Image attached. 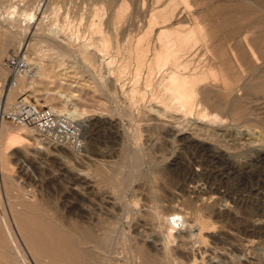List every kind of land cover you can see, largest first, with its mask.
<instances>
[{"label":"rangeland","instance_id":"obj_1","mask_svg":"<svg viewBox=\"0 0 264 264\" xmlns=\"http://www.w3.org/2000/svg\"><path fill=\"white\" fill-rule=\"evenodd\" d=\"M94 1L96 7L105 9L101 17H105L104 24L117 10L126 6L121 26L118 24L115 30H110L104 25L106 34L103 35L108 36L109 33L114 47L122 44L125 48L142 36L151 51L153 43H156L154 38L163 28L181 27L184 30L198 27L200 22L210 18L217 20L219 26L224 20L228 21L217 34L219 43L226 40L230 45L238 46L250 42L253 50L258 55L260 53L258 46L264 37V0H0V46L3 51L0 62L2 60L5 64L13 49H23L21 52L26 59L39 67L40 77L35 83L20 80L19 89H24L23 92L32 100L43 106L56 107L62 113L77 108L79 120L67 116L77 123L81 132L82 125H85L84 145L79 152H73L46 146L28 129L0 120V221L2 218L6 220L2 233L6 235L8 228L13 234L12 240L0 237V245H5L8 250L17 246L23 254L19 263L22 260L23 264H38L29 246L33 232L31 222L33 218H44L50 226L49 232L57 229L62 234L72 231L76 241L72 252L77 253L82 262L84 257L81 258V254L87 249L81 244L82 234L92 238V247H95V243L103 241L101 235L112 229L119 230L110 236L118 244L120 242L121 247L117 250H111L113 246L106 248L112 260L105 259L100 264H131L130 256L126 258L128 251L122 249L123 237H134L135 233L145 234V241L149 244L160 239L157 243H162L158 247L160 252L165 246L182 252L186 244L192 259L178 253L180 260L175 264H264V228L252 227L253 220L264 221V91L246 94L244 101L247 100V104L242 106L243 110H250L249 117L244 120L246 123L227 118L224 124L200 123L193 117L183 120L181 116L172 117L175 120L171 116L167 121L157 120L151 111L157 106L138 98L136 102L128 94L132 89L136 65L131 67V74L129 71L124 83L116 84L117 74L112 75L100 65L101 57L96 69L82 60L79 52L83 44L99 38L91 23L95 20L98 25L101 19L97 21L92 13ZM13 6L18 7L20 15L22 12L24 15L10 16ZM172 11L174 17L167 22L169 25L165 23L164 26L161 17ZM32 12L34 19L29 17ZM152 18L159 19L161 24L154 23L156 20ZM120 58L114 65L116 69L122 64L123 59ZM257 64L259 75H264V61L259 60ZM6 70V77L0 80V109L10 75L8 68ZM108 77L114 80L115 85L105 92L101 84L98 85V80L103 82ZM147 77L146 70H143L138 82L141 87ZM226 87L241 96L245 93L244 90L237 91L235 84H226ZM127 96L131 97L128 99ZM2 126L5 128L3 139ZM167 126L171 127L170 130ZM176 127L179 132L175 131ZM166 131L170 132V137ZM35 138L38 146L34 144ZM184 140L186 144L182 142ZM48 147L52 152L43 149ZM210 147L218 148L219 154L217 150L212 153L214 150ZM204 152L212 155L206 156ZM238 160L242 161L241 166L236 164L240 163ZM202 171L206 172L205 177ZM197 180L200 181L196 185ZM196 186L199 190L194 193L191 190ZM112 206L118 209L117 219L124 206L127 208L128 214L120 225L107 224ZM220 209L224 214H219ZM228 209L232 215L226 213ZM157 212L164 223L153 217ZM237 214L239 220L233 219L232 216ZM184 218L189 224L184 223ZM206 222L207 225L210 223L209 227ZM188 225L192 232L187 231ZM170 227L175 230V235L168 238ZM92 247L88 250L95 263L98 260ZM181 248L183 250L180 251Z\"/></svg>","mask_w":264,"mask_h":264},{"label":"bare ground","instance_id":"obj_2","mask_svg":"<svg viewBox=\"0 0 264 264\" xmlns=\"http://www.w3.org/2000/svg\"><path fill=\"white\" fill-rule=\"evenodd\" d=\"M97 1H99V0H97ZM94 2L91 5L92 6L91 10H92V13L94 15V18H96V20H97V19H100L104 15L105 9H102V7L99 8L98 6H97L98 7L97 8L95 6L96 2L95 3ZM125 9H126V6L117 10L116 13L112 16V18L105 24H104L105 20H103L105 17L103 19L101 18L99 21L97 20L98 25H96L94 23L95 20L93 19L94 21L91 22L93 24V26H95V30L93 32L95 33V35L97 37L99 36V38L92 39L91 41H89L90 40V38H89V40H88L89 42L85 45L83 44V46L81 47L79 53H81V58L85 64L89 65V67L92 69H96V68H98L97 66H98V63L100 62L99 58L101 57V59H103V60L101 61L100 65H103V67L105 69H107L108 72L112 73V75L114 73L117 74L116 75L117 79L115 78L116 84H119L121 82L124 83L123 79L126 78L125 76L131 70V67L133 65H136V68H134L136 71V74H135L134 79L132 80V87H131L132 89L130 88L131 91L128 94H130L132 96V98H134V100H136L137 98L140 101L141 100H148L152 106H154V105L157 106L158 107L157 109H154V110L151 109V111H152V113L154 112V114L156 115V119L159 121L164 120V119H166V121H167L170 116H171L170 118L175 117V116H178V117L181 116V118L183 120H187L190 117H193L196 119L197 122H200V123L206 121L207 123L210 122V123H223L224 124L226 122V118H227V120L229 119L233 122H244V120H247V118L250 115V110H243V107H242L244 105L245 101H247V100L244 101V99L246 98V94L249 92H261V91L263 92L264 91V75H259L260 74L259 73L260 67H258V64H257V61H259V60L264 61V37H262V39L259 43V46H258L259 51H260L259 55L255 50H253L250 42H244L238 46H234V45L232 46V45H230V42H225L226 40L224 41V43L223 42L219 43V40L217 39V34L220 32V30H222L225 27V25H227L228 21L224 20V23L223 24L221 23L222 26H221V24L219 26V23L217 22V20L214 21V20L208 18V19H205L204 22H200L198 27H190V28L184 29V30L181 29V27L180 28L175 27V28H170V29H168L166 27H165L166 29H164L162 27L163 29L160 30L157 37L154 38V39H156V43L155 44L153 43V45L151 44L152 45L151 51H150V46L145 44L146 40L144 38H141L142 36L140 38L136 39L134 43H132V44L130 43L131 45L126 46L127 48L126 47L123 48L124 46H121L122 44H117L114 47L115 44L113 43L112 38L109 36V33H107L108 36L103 35V33L105 32L104 31V28H105L104 25L107 26V28H110V30H111V28H113L115 30L116 26H118V24H120L119 26H121L120 20L122 19L121 16H122V13L125 12L124 11ZM12 10L13 11H10L11 12L10 16L14 14V16L16 15L18 17H22L24 15L22 11H21L22 13L20 15V12L18 11L19 10L18 7L13 6ZM166 11H168V9ZM173 11L170 14L168 13L169 15H164L162 17L160 16L161 17L160 21L162 23L164 22L163 23L164 26H166L165 23L170 21V18L172 19L174 17L173 14H175V13H173ZM228 11H229V9H228ZM57 15H58V12H57ZM249 15H250V13H249ZM29 17L31 19L35 18V15L33 14V12L31 14H29ZM243 18H244V16H243ZM153 21H155L154 23H156V24H158V23L161 24V22H159V19L157 21V19L154 18ZM244 21H245V19H244ZM154 30H151V31H154ZM104 34H106V33H104ZM143 37H145V35ZM145 38L148 39L149 37L148 38L145 37ZM56 42H58V41H56ZM145 45H147L148 48ZM2 54H3V51H2V47L0 46V55H2ZM118 58H120L121 60L123 59V61H122V64L120 65V67L116 69L114 65L118 62ZM98 60H99V62H98ZM6 69H7L6 64H4L1 60V62H0V80H2V81L6 77V73L8 72ZM143 70H146L148 77H147V79L145 78L146 82L144 83V85L142 84L143 87H141V83L139 84L138 82L141 79L140 73L143 72ZM130 74H131V71H130ZM39 77H40V69L38 67V76L36 78L29 79V78H26L23 76L17 77V78H19V82L17 81L18 84L15 87L10 86L8 83L7 88H6L7 90H6V97L4 100V104L14 101L21 94V92L25 91L22 88L19 89L20 80H24L25 82L28 81L29 83H35V80L39 79ZM101 78H105V77L101 76ZM100 80H98V83H99L98 85L101 84V87H102L103 91H105V92H107L110 89V86L112 87L115 85V83L113 82L114 80L113 81L111 79L109 80V77L106 78L103 82ZM142 81H143V79L141 80V82ZM255 82H257V83H255ZM252 83H254L255 86H252ZM226 84H235L237 91H243L244 90L245 93L243 94V96L238 95L236 92H234V90L227 88ZM139 85H140V87H139ZM111 89H113V88H111ZM124 89H125V87H124ZM101 93H102V91H101ZM221 93L223 95L219 96ZM102 95H103V93H102ZM130 97H128V99ZM138 100H136V102ZM130 102H131V100H130ZM132 104H134V103H132ZM245 104H247V103H245ZM3 105H2V107H3ZM148 106L150 107V105H148ZM129 107H130V105H129ZM64 113L66 115L71 116L72 118H74L76 120L80 119L79 118L80 114H79L77 108H75L74 111H71V112L68 110H65V112H63V114ZM148 116H150V115H148ZM154 116H151V117H154ZM82 117L83 116H81V118ZM172 119H174V118H172ZM183 120L180 119V121H183ZM177 121L179 122V120H177ZM149 122H151V120H149ZM244 123H246V122H244ZM157 124H159V123H157ZM162 124H165V123L162 122ZM166 124H168V123H166ZM182 124H184V123H182ZM202 124H205V123H202ZM174 126H176V125H174ZM22 128L28 129L32 133V135H34L38 139L36 134L30 128H27V127H22ZM170 128L168 127V130H170ZM82 129H83V131L81 132L82 133L81 137L84 140V134H85V131H84L85 125L84 124L82 125ZM178 129L176 127L175 131L179 132V131H177ZM4 130H5V128H4V126H2V134H1L2 139L5 137ZM165 130H166V128H165ZM166 132H168L167 136L170 137V135H169L170 132L169 131H166ZM174 132H171V134H173ZM180 134L181 133H179V136H180ZM182 135H183V133H182ZM18 136L22 137L21 135H18ZM31 137L34 139L33 136H31ZM36 138H35L34 144L38 146L39 145L38 141L40 143H42V142L39 139H38V141H36ZM169 139H171V138H169ZM181 139H180V141H181ZM189 140H190V138H189ZM182 142H185V140ZM186 142H185V144H186ZM42 144H44V143H42ZM181 144H183V143H181ZM44 145L48 146L49 144H44ZM49 146L54 147L57 150H59L58 148H60L61 150L62 149L66 150V148H62V147H56V146H52V145H49ZM183 146H185V145L183 144ZM195 147H196V145H195ZM198 147H201L200 144ZM210 148L208 150H210V152H211V149H213L214 147L211 149ZM43 149L46 152H52V150L49 147L43 148ZM204 149H206V148H204ZM220 149L221 148H219V150ZM198 150L201 151V149H198ZM215 150H217V152H218V148ZM215 150L212 153H215L216 152ZM212 153H211V155H212ZM204 154L206 155L205 152H204ZM218 154H219V152H218ZM208 155H206V156H208ZM211 155H209V156H211ZM223 155H225V154H223ZM209 158L211 160V157H209ZM220 158L221 157H219V159ZM223 158H221V159H223ZM231 158H233V156ZM235 158H237V157H235ZM226 161H228V160H226ZM201 162H203V161H201ZM211 162H213V160ZM237 162H240V161L238 160ZM241 163H242V161L239 164L238 163H236V164L240 165ZM245 163H248V162L245 161ZM192 164H194V163H192ZM227 164H229V163H227ZM211 166H212V164H211ZM240 166H239V168H240ZM246 166H248V165H246ZM99 169H101V168H99ZM199 170H201V168H199ZM193 173H195V171ZM200 173L201 172H199V174ZM205 173L204 172L202 173L204 176L203 175H200V176L205 177ZM207 173H211V172H207ZM213 173H215V172H213ZM199 174H197V175L199 176ZM191 176H194V175H191ZM188 177H190V176H188ZM197 178L198 177H196V179ZM198 179H200V178H198ZM193 180H195V178ZM209 180H210V178H209ZM190 181H191V179H190ZM199 181L196 182V185H197V183H199ZM81 183L84 184L85 182L84 183L81 182ZM194 185H195V183H194ZM199 186L192 187L193 190H191V191L194 193L197 192L199 190ZM203 187H205V186H203ZM18 188H19V190H21L20 185H18ZM87 188H88V186H87ZM201 189H203V188H201ZM184 191H185V189H184ZM202 191H204V190H202ZM207 196H208V194H207ZM138 203L139 202H137V204ZM137 204H136V206H137ZM138 206H139V204H138ZM121 209H122V207H121ZM128 209H129V207H128ZM143 209L144 208H142V210ZM116 210H118V209H116V207H113L112 210H109L110 215L107 219L108 220L107 224H109L111 226L112 225L113 226L114 225L115 226L120 225L121 221L123 222L124 219L126 218L127 214H128V213H126L127 208L124 206V208L122 209L121 216H119V218L117 219L116 218ZM216 210H218V209H216ZM219 211H221V212H219ZM219 211H218L219 214L222 215L221 213H223V210L220 209ZM119 212H121V211L119 210ZM145 212H147V211H145ZM159 212H161V211H159ZM159 212L154 213L155 215H153V217L155 219L162 220L159 218L160 217ZM228 212H229V209L226 211V213H228ZM229 213L231 214V211ZM234 214H236V211ZM146 215H147V213H146ZM232 217H234L233 219L239 220L238 214L233 215ZM173 221H176V219ZM183 221H186L185 218ZM253 221L254 222H252L253 223L252 227H257V225H258L261 229L264 228V221H260V220H258V221L253 220ZM202 222H204V219ZM31 223L33 225V227H32L33 232L31 235L32 236V238L30 240L31 242H29V244H30L29 246L32 249V251L35 253L38 264H100L105 259L110 258V256H109L110 253L106 252V248L113 246V249H111V250H117L118 248L121 247L119 245L120 242L118 244V242H116V240H114V238H112V236H110L111 234L119 233L118 232L119 230L112 231V229H109V230L105 231V233L103 235H101L102 238H104L103 241L102 242L99 241L98 243L94 242L96 244L95 247H92V243H93L92 238L90 239L89 236H84L86 234L84 232L85 234H82L83 236L81 238L82 239L81 244L85 247V249L86 248L87 249H86V251L83 252V255L81 254V256H82L81 258L84 257V261L82 262L80 260V257H78V254L77 253L74 254L72 252V249L76 246V241L74 239V234L72 233V231H70V230L66 231L65 230L66 233H64V234L57 231L58 229L55 231L49 232L50 226L48 223L45 222L44 218L43 219L33 218ZM163 223H164V221H163ZM184 223L189 224L187 221ZM207 224L208 223L206 222V225ZM4 225H6V220L2 218L0 221V237L6 238L8 240H10V239L12 240L13 234L10 230H8V228H6L7 231L5 230L6 235L4 233H2V228ZM55 225H57V224L55 223ZM165 225H167V224H165ZM36 226L39 227V229L36 228ZM137 226H139V225H137ZM207 226L209 227L210 223ZM85 227L87 229H89L87 226H85ZM163 227H166V226H163ZM172 227H170V230L167 233L168 238H171V236L174 234L173 231H175V230L174 229L171 230ZM86 228H85V231H87ZM173 228H175V227H173ZM187 228H188L187 231L192 232V228L190 227V225H188ZM60 230L63 231V229H60ZM138 232H139V230H138ZM159 234H160V232H159ZM189 234H191V233H189ZM140 235H141L140 233H137V234L135 233L134 237H130V238L126 237V236H124V237L122 236L125 239L124 244L122 245V249L125 248V250L128 251L126 258H128V256H130V260L132 261L131 264H175L177 260H180L177 257L178 253H181L186 258H190V260L192 259L191 258L192 254L188 253V252H190V250L188 248H185L186 244L183 245L184 246L183 248L185 251H182V252H179V250L176 251V249L172 250L169 246H165L163 248V252H160V249L158 247L160 245H162V243L160 245L157 244L160 241V239H157V241L153 244H149L145 241V234L144 235L142 234L144 237L140 236ZM174 235H173V237H174ZM161 236H163V235H161ZM36 240H38V241H36ZM117 241H118V239H117ZM176 241H178V240H176ZM181 241L184 242L185 240L181 239ZM186 242H184V243H186ZM178 243H179V241H178ZM181 243H180V245H181ZM91 247L93 249L95 248V250H96V253L94 252L96 257L95 256L94 257H95L96 261L97 260L98 261L95 263H94V261H92V257L90 255L89 250H88ZM179 248H180V246H179ZM183 248H181L180 251L183 250ZM3 249L6 251H4ZM186 249H188L189 251ZM82 251H83V248H82ZM116 254H118V253L116 252ZM124 254L126 255V252H124ZM158 254L160 255V257ZM22 255L23 254H22L21 250L17 246H15L13 248V250H8L5 248V245L4 246L0 245V264H23L22 260L20 263L18 262L19 259H22L21 258ZM187 260H189V259H187ZM124 263H122V264H124ZM113 264H114V262H113Z\"/></svg>","mask_w":264,"mask_h":264},{"label":"built area","instance_id":"obj_3","mask_svg":"<svg viewBox=\"0 0 264 264\" xmlns=\"http://www.w3.org/2000/svg\"><path fill=\"white\" fill-rule=\"evenodd\" d=\"M9 70L8 83L17 86V77L29 79L38 76V66L30 63L19 49H13L5 62ZM0 120L19 127L30 128L44 143L79 152L84 141L77 123L58 108L41 105L22 92L14 101L6 103L0 109Z\"/></svg>","mask_w":264,"mask_h":264}]
</instances>
